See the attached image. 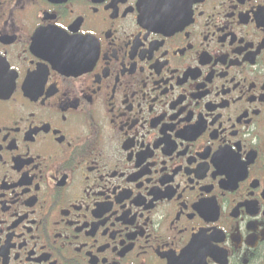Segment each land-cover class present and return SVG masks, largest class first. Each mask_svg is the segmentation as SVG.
I'll return each instance as SVG.
<instances>
[{
    "label": "flooded vegetation",
    "instance_id": "af4514ba",
    "mask_svg": "<svg viewBox=\"0 0 264 264\" xmlns=\"http://www.w3.org/2000/svg\"><path fill=\"white\" fill-rule=\"evenodd\" d=\"M0 264H264V0H0Z\"/></svg>",
    "mask_w": 264,
    "mask_h": 264
}]
</instances>
